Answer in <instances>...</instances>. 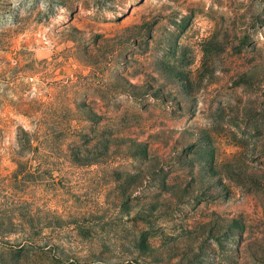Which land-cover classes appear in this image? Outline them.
<instances>
[{"label":"rangeland","instance_id":"1","mask_svg":"<svg viewBox=\"0 0 264 264\" xmlns=\"http://www.w3.org/2000/svg\"><path fill=\"white\" fill-rule=\"evenodd\" d=\"M0 264H264V0H0Z\"/></svg>","mask_w":264,"mask_h":264}]
</instances>
